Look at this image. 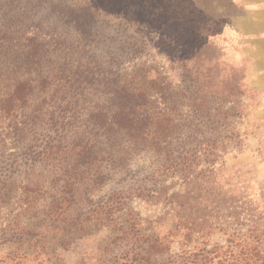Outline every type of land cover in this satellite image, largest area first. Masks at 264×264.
Segmentation results:
<instances>
[{"label":"trees","instance_id":"trees-1","mask_svg":"<svg viewBox=\"0 0 264 264\" xmlns=\"http://www.w3.org/2000/svg\"><path fill=\"white\" fill-rule=\"evenodd\" d=\"M72 11L64 18L87 36L95 21ZM6 21L3 34L11 33ZM71 41L28 37V80L0 102L6 117L28 95L20 129L28 143L15 129L19 154L1 160L7 174L26 168V177L0 181V246H9L0 264H50L93 223L107 232L100 252L108 264H264V211L221 181L226 155L245 147L247 91L221 85L212 56L197 54L192 69L183 58L175 88L143 66H73L70 52L87 47ZM135 201L163 214L143 218ZM5 208L12 217L3 226Z\"/></svg>","mask_w":264,"mask_h":264},{"label":"rangeland","instance_id":"rangeland-1","mask_svg":"<svg viewBox=\"0 0 264 264\" xmlns=\"http://www.w3.org/2000/svg\"><path fill=\"white\" fill-rule=\"evenodd\" d=\"M0 2V15H4L0 16V23L7 19L5 23L11 31L0 32V102L21 80H28L25 46L27 38L36 35L65 41L67 46L73 43L71 40L81 41L87 48L81 50L79 47L70 52L73 66L79 62L94 65L97 60L119 71L143 66L150 71L151 78L159 74L175 88L183 82V58L190 60L188 69H192L197 67L199 54L212 56L214 65L224 71L220 84L240 86L247 91L251 114L240 127L246 141L244 149L232 151L225 157L222 186L242 202L252 203V211L256 214L264 211V0ZM59 7L66 12L59 11ZM72 10L95 21L87 36L78 32L72 18H64ZM49 12L53 14L42 16ZM128 19L134 23L130 24ZM112 57L118 59L116 64L111 63ZM15 105V113L8 114L9 117L0 113V181L20 183L26 177V168L17 178L7 174L1 164L3 158H15L19 154L17 131L28 143L27 134L20 130L28 118V95ZM133 206L143 218L156 219L163 214V207L151 202L135 201ZM16 208L13 204L7 207L13 215L19 212ZM8 210L2 209L3 226L8 224V217H12ZM106 236L107 232L98 223L90 224L84 233L70 240L65 249L59 248L56 259L50 264H108L109 254L100 252ZM8 248L0 246V254H6Z\"/></svg>","mask_w":264,"mask_h":264}]
</instances>
